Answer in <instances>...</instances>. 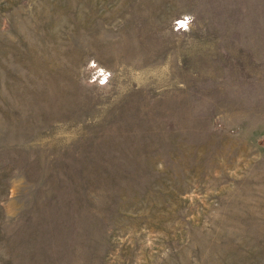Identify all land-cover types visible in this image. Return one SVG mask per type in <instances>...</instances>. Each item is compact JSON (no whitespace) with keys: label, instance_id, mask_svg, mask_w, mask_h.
Masks as SVG:
<instances>
[{"label":"rangeland","instance_id":"374dc122","mask_svg":"<svg viewBox=\"0 0 264 264\" xmlns=\"http://www.w3.org/2000/svg\"><path fill=\"white\" fill-rule=\"evenodd\" d=\"M0 264H264V0H0Z\"/></svg>","mask_w":264,"mask_h":264}]
</instances>
